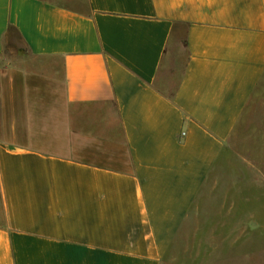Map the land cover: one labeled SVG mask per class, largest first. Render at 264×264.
Here are the masks:
<instances>
[{
    "label": "crops",
    "instance_id": "0c3cea01",
    "mask_svg": "<svg viewBox=\"0 0 264 264\" xmlns=\"http://www.w3.org/2000/svg\"><path fill=\"white\" fill-rule=\"evenodd\" d=\"M257 115L264 0H0V264H264L216 171Z\"/></svg>",
    "mask_w": 264,
    "mask_h": 264
},
{
    "label": "rangeland",
    "instance_id": "374dc122",
    "mask_svg": "<svg viewBox=\"0 0 264 264\" xmlns=\"http://www.w3.org/2000/svg\"><path fill=\"white\" fill-rule=\"evenodd\" d=\"M13 37H15L13 35ZM239 131L236 132L235 136ZM234 147L229 148L227 162L218 165L217 172L221 174L223 194L226 203L238 207L237 219L249 213L261 224L256 228H228L229 234L250 235L255 247H260L261 259L264 248V115L252 117ZM248 214V215H249ZM235 219V217L233 218Z\"/></svg>",
    "mask_w": 264,
    "mask_h": 264
}]
</instances>
